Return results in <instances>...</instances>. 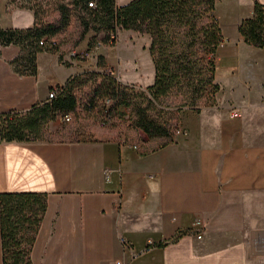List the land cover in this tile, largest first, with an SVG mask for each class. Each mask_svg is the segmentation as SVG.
Masks as SVG:
<instances>
[{
	"label": "crops",
	"instance_id": "crops-1",
	"mask_svg": "<svg viewBox=\"0 0 264 264\" xmlns=\"http://www.w3.org/2000/svg\"><path fill=\"white\" fill-rule=\"evenodd\" d=\"M32 22L31 9L0 6L1 27ZM92 34L70 49L37 52L34 74L11 68L18 45L0 44V112L26 109L69 75L98 69L71 56L91 53ZM243 43L217 49L215 69L232 78L228 96L183 109L173 140L150 152L119 137L0 139V192L45 193L31 264H264V49ZM238 46L248 53L241 63L232 60ZM152 76L121 80L146 85ZM230 108L240 115L229 117Z\"/></svg>",
	"mask_w": 264,
	"mask_h": 264
},
{
	"label": "trees",
	"instance_id": "trees-1",
	"mask_svg": "<svg viewBox=\"0 0 264 264\" xmlns=\"http://www.w3.org/2000/svg\"><path fill=\"white\" fill-rule=\"evenodd\" d=\"M88 1H59L54 7L57 17L49 20H42L36 9L27 6L33 13L30 26H0V44L19 47L18 54L9 61L11 68L19 74H34L39 51H57L67 45L73 48L88 31L93 32L88 41L91 46L97 36L107 42L117 29H129L148 35L151 82L121 83L97 61L98 69L71 74L56 85L53 97L36 101L26 109L0 112V139L62 140L60 128L50 132L46 123L74 109V91L82 85L89 88L83 107L98 114L100 125L112 123L118 117L117 108L124 107L121 114L126 116V125L145 135V139L138 135L126 139L138 143L140 154L173 140L183 109L198 112L214 105L219 90L214 78V53L218 44L227 40L214 13L216 0H128L122 4L94 0L92 6L87 5ZM70 15L74 17L71 26ZM236 32L245 44L264 49L263 2L252 0L250 13L239 19ZM51 37L54 42L49 44ZM71 56L78 59L77 53ZM45 205L42 191L0 192L1 264H31L30 248Z\"/></svg>",
	"mask_w": 264,
	"mask_h": 264
},
{
	"label": "rangeland",
	"instance_id": "rangeland-1",
	"mask_svg": "<svg viewBox=\"0 0 264 264\" xmlns=\"http://www.w3.org/2000/svg\"><path fill=\"white\" fill-rule=\"evenodd\" d=\"M59 1L66 0H0V6L5 2L6 10L8 11L13 6H31V8L36 9L37 15L42 20H49L53 17H57L58 11L55 10L54 7ZM249 5H251L250 0L215 1L214 13L217 17L222 35L227 38L226 41L219 43L215 50L214 60L216 64L219 63L220 58L217 51L218 48L237 44L239 41L241 42V37L235 31V26L239 21L238 18L247 15V7ZM73 18V15H70L68 18L70 26L74 24ZM68 28L70 27H67V29ZM99 35L101 36L102 34L100 33ZM97 38L100 40V43L98 45L94 43L91 45L94 49L91 50L89 57L86 58L88 61H95V63L99 61L102 63V67H110L114 72L113 75L121 83L129 84V82H123L121 79L132 80L141 84L151 79L152 63L147 50L149 41L147 34L129 29H117L113 37L107 42H103L99 36H97ZM243 45L245 44L243 43ZM65 48L70 49L72 47L67 45ZM244 49L243 46H238L234 51L232 56L234 62L241 63L242 59L248 56V53ZM98 55H101V58H98ZM220 62L221 65H223L221 59ZM215 79L219 85L216 97L222 100L229 94V85L232 83V78L228 77L224 67L221 66L216 70ZM134 84L141 85L137 83ZM88 89L87 85H82L80 88L75 89L74 94L76 99L74 109L68 112L70 116L69 119L60 122L61 124L59 123L58 125L62 132L60 137L63 139L119 137L122 140H126L131 136L138 135L137 130L131 131L126 125V116L121 114L125 111L123 106L117 108L118 117L113 118L114 123L100 125L98 123V114L93 111H88L83 107Z\"/></svg>",
	"mask_w": 264,
	"mask_h": 264
},
{
	"label": "built area",
	"instance_id": "built-area-1",
	"mask_svg": "<svg viewBox=\"0 0 264 264\" xmlns=\"http://www.w3.org/2000/svg\"><path fill=\"white\" fill-rule=\"evenodd\" d=\"M87 5H88V6H92V5H94V0H90V1H88V2H87ZM112 36H113V35H112ZM38 42L41 44V43H42V38H41ZM53 42H54V39L51 37V38H50V43H49V44H52ZM99 43H100V40H99V39H96L95 42H94L95 45H98ZM74 53H77V55H78V59H81V60H82V59H86V58H88L89 55H90V52H89V50H87V49H83V50H81V51H79V52H71V55L74 54ZM104 70H105L106 72H108V73H111V74L114 73V72L112 71V69H111L110 67H108V66H105V67H104ZM56 92H57V86H56V85L51 86V87L48 89V91H47L46 98L49 99V98L53 97V96L56 94ZM104 102H105V103H108V100L105 99ZM239 115H240L239 111L236 110L235 108H230L229 111H228V116H229V117H236V116H239ZM69 117H70V116H69L68 114H63L59 119H60L61 121H66V120L69 119ZM195 223L198 224L199 221L196 219V220H195ZM195 236H196V237H199L200 234H199V233H196ZM120 241L122 242V245H123L124 248H125V247H128L126 241H125L123 238H120ZM114 264H124V263L121 262V261L116 260V261H114Z\"/></svg>",
	"mask_w": 264,
	"mask_h": 264
}]
</instances>
